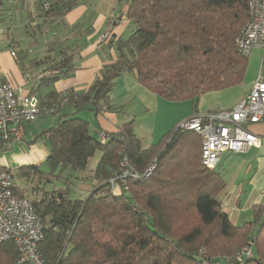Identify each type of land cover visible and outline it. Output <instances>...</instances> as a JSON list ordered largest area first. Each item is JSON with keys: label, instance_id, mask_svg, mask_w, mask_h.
Segmentation results:
<instances>
[{"label": "trees", "instance_id": "trees-1", "mask_svg": "<svg viewBox=\"0 0 264 264\" xmlns=\"http://www.w3.org/2000/svg\"><path fill=\"white\" fill-rule=\"evenodd\" d=\"M76 4L77 0L38 1L40 16L53 23L47 26L50 31L41 33L50 37L66 30L63 17ZM118 4L124 6L129 27L119 37L108 34L117 58L103 65L86 90L40 93L76 70V52L57 40H48L43 59L28 61L42 68L31 90L40 99L42 115H58L56 124L40 134L50 149L46 168L28 165L17 172L53 184L49 190L38 186L33 200L43 225L41 253L48 264H264V204L254 206L252 221L231 222L219 198L225 179L219 166L202 163V139L196 131L177 125L158 143L145 147L134 120L116 132L102 131L98 138L79 115L115 109L111 92L125 72L168 100H193L195 109L201 95L241 84L248 56L236 41L249 18L248 0ZM24 59L20 52L18 63L30 73ZM97 152L98 164L89 170ZM125 157L140 176H129L122 184L118 174ZM153 161V169L144 176ZM77 179L96 180L83 198L73 196ZM20 189L15 185V193L24 196ZM246 246L251 253L242 262L236 260ZM0 264L30 263L21 261L16 243L8 241L0 243Z\"/></svg>", "mask_w": 264, "mask_h": 264}, {"label": "crops", "instance_id": "crops-1", "mask_svg": "<svg viewBox=\"0 0 264 264\" xmlns=\"http://www.w3.org/2000/svg\"><path fill=\"white\" fill-rule=\"evenodd\" d=\"M25 8H27L26 5ZM123 10L124 6L118 4V0H77V4L63 17L69 27L66 30L55 31L52 36V39L57 38L53 40H57L58 45L71 48L76 52L75 73L73 76L58 79L51 86L42 87L41 94L50 90L63 93L68 90L82 91L89 88L100 74L103 65L117 58L115 47L109 46L104 36L110 33L119 37L127 32L130 21L125 17ZM37 13H39L38 9ZM74 25L76 27L70 29ZM1 35V39L6 37L5 30H2ZM0 43V82L8 78L26 92H31L43 75L42 68L36 67L37 72L33 76L25 73L17 58L11 55L14 45L9 44L6 39ZM249 56L243 82L201 95L196 109L193 100H168L139 83L133 73L125 72L115 80L111 92V103L115 109L99 114L85 110L79 115L89 121L93 135L98 138L102 131L116 132L121 125L134 120L136 134L141 138L144 146L149 147L158 143L181 120L193 115L205 116L211 112L232 108L246 96L252 89L258 74L264 75V49L255 48ZM33 69L28 71L31 72ZM57 116L42 115L31 122L24 140L4 153H0L1 160L5 163V158L6 163H12L13 167L10 165V169L15 173L21 166L41 165L46 168L45 161L50 154V149L46 144V138L40 134L56 124ZM250 130L260 136V144L242 153L224 152L218 164L226 182L219 198L229 219L235 225L252 221L254 206L264 204V122L252 124ZM100 156L101 152H97L91 159L89 170L97 166ZM95 183L96 180H75L73 196L85 197ZM40 186L49 190L53 184L42 181ZM217 264L233 263L218 262Z\"/></svg>", "mask_w": 264, "mask_h": 264}, {"label": "built area", "instance_id": "built-area-1", "mask_svg": "<svg viewBox=\"0 0 264 264\" xmlns=\"http://www.w3.org/2000/svg\"><path fill=\"white\" fill-rule=\"evenodd\" d=\"M248 7V21L236 41L239 51L246 56L255 48L264 49V0H248ZM108 34H105V40L109 39ZM11 55L16 56V51L11 50ZM42 114L37 94L26 92L8 78L0 82V153L22 142L28 125ZM260 122H264L262 73L258 74L250 92L232 108L205 116L193 115L181 120L178 126L183 130H194L201 136L202 163L215 168L224 152L242 153L260 144V136L250 130L252 124ZM154 165L155 161L143 175H149ZM129 176L140 174L125 157L120 162L118 179L125 184ZM14 187L15 172L2 164L0 156V243H16L21 261L48 264L39 247L44 234L34 201L25 195H17ZM250 253L251 248L246 246L235 258L242 262Z\"/></svg>", "mask_w": 264, "mask_h": 264}, {"label": "rangeland", "instance_id": "rangeland-1", "mask_svg": "<svg viewBox=\"0 0 264 264\" xmlns=\"http://www.w3.org/2000/svg\"><path fill=\"white\" fill-rule=\"evenodd\" d=\"M37 2L38 1L34 0H5L0 8V42L6 39L9 44L14 45V49H17L16 56H13L15 58H17L18 54L22 52L25 57L24 64H27L28 66L27 70L34 68L33 71L28 73L31 74V76L36 74L37 69L33 67L32 64L30 66L28 61L33 58H37L38 60L43 59V57L48 54V40L52 39V36L49 37V35L41 33L42 31H50L51 26H47L52 22L51 20L44 21L43 17L37 13ZM25 5L27 8H25ZM51 25H53V23ZM2 30H5L6 32V37L4 38L3 36L4 39H1ZM53 39L57 38L54 37ZM4 160L6 163L5 158ZM42 161H44V159ZM5 163L2 161L3 165H6L9 168L12 166V163ZM15 185L18 190L20 188L24 190L25 196L34 200L36 197L35 190L36 188H39L38 186H40V181L37 176H23L22 173H15Z\"/></svg>", "mask_w": 264, "mask_h": 264}]
</instances>
